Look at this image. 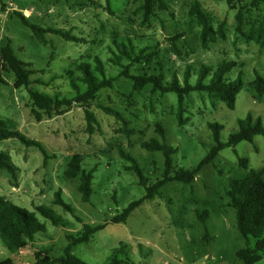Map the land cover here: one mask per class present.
<instances>
[{"label": "rangeland", "instance_id": "374dc122", "mask_svg": "<svg viewBox=\"0 0 264 264\" xmlns=\"http://www.w3.org/2000/svg\"><path fill=\"white\" fill-rule=\"evenodd\" d=\"M193 1L162 0L164 8L157 2L154 16L147 23L143 22V0H3L4 10L0 2V50L11 41L19 60L30 64L34 71V90L74 97L66 69L82 61L94 65L95 57L102 59L107 76L116 79L113 88L102 90L90 106L99 121L95 133L90 135L86 131L85 109L78 104L62 116L44 117L38 123L31 113L28 91L15 89L14 74L3 72L0 120L12 130L41 142L48 160L44 164L37 147H27L17 139L0 143V151L9 154L18 167L15 181L0 170V195L35 214L45 229L16 255L3 246L0 238V262L12 259L16 264H36L35 254L40 251H48L51 258L62 257L69 245L68 236L106 225L89 242L75 246L72 253L87 264H108L121 248L114 256L124 261L122 264H240L236 254L247 243L237 230L235 210L228 206L224 191L230 179H242L250 169L264 165V135L256 136L253 143L241 142L235 150L225 148L213 163L202 168L191 185L169 183L161 189V196L145 201L125 223H113L130 204L147 194L135 172L125 169L131 163L120 156V149L136 160L149 184L163 177L162 152L142 148L143 142L161 141L157 124L165 130L166 144L178 149L172 156L175 171H192L208 155L216 144L210 124L223 126L222 143L239 130V120L249 114L261 118L264 125V98L251 85L255 72L264 77V49L236 33L237 10L227 0H198L215 29L225 23L226 39L209 41L204 48L200 42L201 27L189 14ZM238 1L243 0H235V5ZM14 11L24 14L33 26L69 31L86 42L68 41L51 33L43 35V42ZM129 42L137 54L152 60L150 64L144 59L133 63L131 73L158 74L162 70L167 81L178 76L182 82L189 71L190 81L195 84L202 66L216 69L222 62L235 61L237 66L227 77L235 80L241 73L244 82L235 109H228L206 93L194 92L185 100L186 124L180 126L175 93L153 94L151 87L133 92L132 82L119 76L122 68L110 62L118 54L116 43ZM129 63L122 60L123 65ZM76 77H80L78 72ZM99 104L121 111L135 134L126 136L123 124L107 116ZM74 155L84 157V170L95 171L90 202L82 201L78 180L65 178ZM239 158L249 161V170L240 165ZM59 199L72 211H66ZM41 206L51 210L61 225H53L38 214L36 210ZM203 213L209 214L207 220L199 219ZM250 243L254 247L256 240L250 239ZM261 256L260 264H264V253Z\"/></svg>", "mask_w": 264, "mask_h": 264}, {"label": "trees", "instance_id": "16d2710c", "mask_svg": "<svg viewBox=\"0 0 264 264\" xmlns=\"http://www.w3.org/2000/svg\"><path fill=\"white\" fill-rule=\"evenodd\" d=\"M244 1V2H243ZM238 1L235 5V0H227V3L232 9H236L235 15V30L236 33L248 42H255L264 49V0H243ZM2 9L5 4L0 0ZM159 2L164 8L162 0H143L141 10L143 11V22L147 23L154 16L155 4ZM112 12L111 10H109ZM253 13H256L253 16ZM18 16L22 23L30 27L35 36L45 42L43 35L47 33L59 35L68 41L86 42L85 39H79L72 35L71 32H66L60 29L47 28L42 29L31 25L28 18L17 11L13 12ZM190 16L196 18L198 25L201 27L200 42L204 48H207V42L216 43L218 39L225 40V23L223 22L217 29L211 24L210 17L205 13L202 4L198 0H194L190 11ZM118 54L114 59H111L114 65L122 68L120 77H125L133 84V92H142L147 87H151L153 94L166 95L175 93L178 97L177 120L180 126H183L185 120V100L194 92L206 93L210 97L223 102L230 110H234L239 94L244 88L242 74L240 73L235 80L229 79L227 76L236 68L237 63L222 62L216 69L208 66H202L196 75V82L192 84L190 81V73L187 71L183 77V81L178 76H174L171 81L166 80V76L162 70L158 74H143L134 75L130 68L133 63H141L144 59L148 64L152 62L151 58L140 53L137 54L135 47L129 42L116 43ZM176 51L178 49L176 48ZM127 59L130 63L122 64V60ZM92 63L82 61L72 64L66 69V74L70 80L71 87L76 95L72 98L62 97L61 95H48L31 88V76L34 71L30 69V64H27L16 56L12 47L11 41H8L0 50V84L4 83L3 72L9 70L15 76V89H26L31 100V113L35 120L39 123L44 117L53 119L57 116H62L70 110L74 104L80 105L85 109V119L87 123L86 131L93 135L96 131L99 121L93 111L90 110L92 102L97 100L98 94L104 89H112L116 79L107 76L106 67L101 58H94ZM77 72L80 77H76ZM41 85H45L43 81H38ZM255 92L264 98V77L258 72H255V78L251 82ZM107 116H112L123 124L122 132L126 136L135 134L128 128L129 122L125 119L123 113L114 108L98 105ZM239 130L230 135L226 143L220 142V133L223 126L219 124H210V129L213 133V138L216 144L211 148L208 155L201 161L199 166L192 170L178 169L174 170L172 156L178 152L177 148L171 147L165 142V130L161 124H157V132L161 137L152 139L149 142H143L142 148L150 152H162L165 158V172L162 179L154 184H149L144 175L143 170L136 160L123 149H120V156L131 163L125 166L128 171H133L139 179V184L144 186L147 194L142 199L130 204L124 212L113 219L114 224L125 223L130 214L140 207L145 201L153 200L157 196H161V189L172 182H180L191 185L196 175L206 165L213 163L219 153L225 148L235 150L241 142H254V138L258 135H264V125L261 118H254L249 114L245 119L239 120ZM10 139H17L27 147H37L44 156V164L47 163L48 153L43 144L39 141L27 138L21 132L12 130L8 125L0 120V143ZM84 157L82 155H74L64 173L68 181H79L78 191L81 194L83 202H90L92 196V184L94 180V170H84L82 167ZM240 165L249 170V161L244 158H239ZM0 170L6 171L11 180L17 179L18 167L13 163L9 154L0 151ZM228 198V206L235 210L237 230L242 238L246 241L247 247L238 251L236 256L240 264H260L262 260L261 254L264 253V165L260 169H250L247 175L242 179L232 178L224 191ZM59 204L68 212L72 208L62 199H59ZM36 212L44 218L50 220L53 225L60 226L59 218L45 207H38ZM202 221L207 220L208 213L198 215ZM106 225H100L96 228H85L79 236H68L69 245L64 250V255L59 258H51L48 251H40L35 254L37 259L36 264H87L79 257L75 256L72 251L77 245L87 243L91 237L98 231L105 228ZM45 233L43 224L28 210L15 205L5 196L0 195V238L3 246L13 255H16L28 248L30 243L35 241V238ZM250 239H255L256 244L251 246ZM122 249V248H121ZM117 249L114 253L118 254L122 250ZM112 255L108 264H122L124 261L119 260ZM0 264H16L12 259H6Z\"/></svg>", "mask_w": 264, "mask_h": 264}]
</instances>
